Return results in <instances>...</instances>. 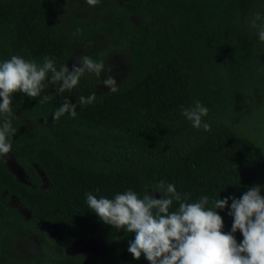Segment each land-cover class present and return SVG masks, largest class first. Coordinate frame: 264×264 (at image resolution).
<instances>
[{
    "label": "trees",
    "instance_id": "trees-1",
    "mask_svg": "<svg viewBox=\"0 0 264 264\" xmlns=\"http://www.w3.org/2000/svg\"><path fill=\"white\" fill-rule=\"evenodd\" d=\"M80 3L0 0V62L16 55L41 64L48 57L57 70H71L76 57L87 55L113 69L111 55L128 58L127 69L117 71L116 93L86 72L64 93L48 86L37 98L13 95L16 133L8 155L28 182L0 158V264H150L128 252L134 233L114 229L88 208L89 192L112 199L132 190L142 198L163 180L188 203L207 196V208L219 198L240 199L252 186L264 196V42L257 36L264 0H100L98 33L82 27L95 10ZM256 13L261 20L252 28ZM92 93L91 105L78 103ZM65 100L77 104L76 117L54 121ZM197 100L209 110L203 119L210 131L193 128L181 114ZM231 203L216 210L225 233L234 222ZM177 210L173 201L170 211ZM45 224L59 227L58 234ZM97 230L106 253L66 252L73 238ZM233 235L242 242V233ZM35 236L40 253L29 258L15 250L18 239Z\"/></svg>",
    "mask_w": 264,
    "mask_h": 264
},
{
    "label": "clouds",
    "instance_id": "clouds-1",
    "mask_svg": "<svg viewBox=\"0 0 264 264\" xmlns=\"http://www.w3.org/2000/svg\"><path fill=\"white\" fill-rule=\"evenodd\" d=\"M100 0H86L89 6L98 5ZM261 20L259 13L251 20V27L257 28ZM257 36L264 42V23L259 25ZM112 68H105L103 60L96 62L90 56L76 57L71 70L63 65L59 70L54 60L44 58L43 63L28 61L13 55L9 60L0 62V158H7L12 150L10 138L16 133L12 126L14 116L12 97L23 93L30 98H37L48 86H55L59 93L76 87L85 73H92L99 83L110 89L109 93L118 92L117 81L110 74ZM107 78L101 80V74ZM50 97L45 96L44 101ZM97 99L96 93L88 97L81 96L80 105H91ZM77 104L65 100L55 111L53 120H59L65 113L75 118ZM208 108L200 101L194 106L182 109V115L192 123L195 129L210 131V124L204 121ZM159 191L152 189L142 198L132 190L117 193L109 199L86 193L88 208L99 220L116 230L134 233L128 252L134 259L143 256L150 264H264V196L261 187L252 186L240 199L226 197L216 199L212 207L207 208L209 198L201 196L198 202H187V195L176 191L173 184L165 185L163 180L158 185ZM162 193V198L157 194ZM232 200L229 215L234 217L231 232L222 231L224 221L217 209H224ZM173 201L178 202V210L170 211ZM242 233L243 240L237 243L234 233Z\"/></svg>",
    "mask_w": 264,
    "mask_h": 264
},
{
    "label": "flooded vegetation",
    "instance_id": "flooded-vegetation-1",
    "mask_svg": "<svg viewBox=\"0 0 264 264\" xmlns=\"http://www.w3.org/2000/svg\"><path fill=\"white\" fill-rule=\"evenodd\" d=\"M94 13H96L98 16V7H95ZM8 159H12V158L8 155L7 163L9 164ZM11 170H12V168H11ZM12 171L15 174H19L18 172L14 171V170H12ZM15 200L17 201L16 198H12L10 202L13 206L17 207L18 205L16 204ZM17 203H18V201H17ZM19 211L22 212L23 214H25L27 219L30 218V214H28L22 206H19ZM44 226L46 227V230L48 231V233L51 236H56L58 234L59 227H57L56 225L45 224ZM96 228L97 227H95L93 229L96 230ZM35 238H37V237L35 236ZM17 242L18 243H24L23 244L24 248L27 245L30 247L34 245V242H28L24 239H18ZM65 250L69 255H72L74 257H76L77 255H80V254H92L94 256H98V255L101 256L102 254H104L108 251V248L106 246L105 239H103V237L100 234H98V230H97L96 232H94L92 234L84 235V236L78 237V238H73V240H71L67 244V246L65 247ZM40 251H41V248L39 249V251L37 253H40ZM37 253H35L32 256L28 255L27 257L31 258V257L37 255ZM102 264H110V263L106 262V263H102Z\"/></svg>",
    "mask_w": 264,
    "mask_h": 264
},
{
    "label": "rangeland",
    "instance_id": "rangeland-1",
    "mask_svg": "<svg viewBox=\"0 0 264 264\" xmlns=\"http://www.w3.org/2000/svg\"><path fill=\"white\" fill-rule=\"evenodd\" d=\"M80 2H81L80 5H79L80 7L84 6V7H87L89 9H91L92 11L95 10V6H89L86 3V0H80ZM101 23H102V20L98 19L97 14L96 13H92L84 21V26L82 25V27H84L86 29H89V31H93V33H98V31H100L102 29L101 28ZM96 38L98 39V37H96ZM96 45H98V40L96 42ZM127 59H128L127 56H125L124 54H121V53H115L114 55H111L110 60H113L115 62V65L112 63L114 65L113 66V70H112L113 71V75H114V72H116L115 76L113 77L114 79L117 78V77L121 79V77H119V76H122V74L118 73V75H117V71L119 72V71H124V70L127 69ZM73 63H75V62H73ZM109 65H111V62L107 65L106 69L109 67ZM110 74L112 75V72ZM104 77H107V76H104ZM103 78H101V79L103 80ZM101 86H103V85L101 84ZM103 88L109 89V88H107L105 86H103ZM243 115H244L243 113L239 114L238 117H237V120L241 121ZM261 119L264 120V118H261ZM241 122L244 123L243 121H241ZM8 162H9V166L12 168V170L16 171L17 165L14 162V160L8 159ZM15 202L19 206V203H17L16 200H15ZM7 241H8V243L12 242L13 241V236L10 235V237H8ZM32 242H34L33 246L30 247V246L27 245L24 248V246H23L24 243H18L16 241V243L14 244V248H15L16 251L19 250L22 254H26L27 256L28 255L32 256V255H34L35 253H37L39 251V249L41 248L40 245L42 244V241H39V238H34V240Z\"/></svg>",
    "mask_w": 264,
    "mask_h": 264
},
{
    "label": "water",
    "instance_id": "water-1",
    "mask_svg": "<svg viewBox=\"0 0 264 264\" xmlns=\"http://www.w3.org/2000/svg\"><path fill=\"white\" fill-rule=\"evenodd\" d=\"M12 160H13V158H12ZM16 165H17L16 172L19 173V178L22 180H25V177H27V175H26L24 169L20 165H18L17 163H16ZM26 182H28L27 179H26Z\"/></svg>",
    "mask_w": 264,
    "mask_h": 264
},
{
    "label": "bare ground",
    "instance_id": "bare-ground-1",
    "mask_svg": "<svg viewBox=\"0 0 264 264\" xmlns=\"http://www.w3.org/2000/svg\"><path fill=\"white\" fill-rule=\"evenodd\" d=\"M15 175L17 176V178H18L20 181H23L24 183H27V182H26L27 177H25V180H22V179L19 178V174H15Z\"/></svg>",
    "mask_w": 264,
    "mask_h": 264
}]
</instances>
